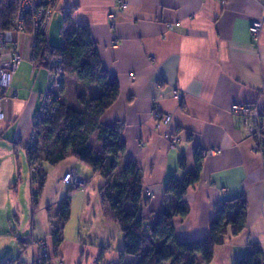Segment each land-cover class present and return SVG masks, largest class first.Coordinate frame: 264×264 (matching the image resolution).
<instances>
[{
  "label": "crops",
  "instance_id": "crops-1",
  "mask_svg": "<svg viewBox=\"0 0 264 264\" xmlns=\"http://www.w3.org/2000/svg\"><path fill=\"white\" fill-rule=\"evenodd\" d=\"M126 3L110 21L113 0H59L49 28L60 32L66 17L87 26L102 68L116 81V98L100 120L120 125L125 150L117 171L130 160L139 166L146 201L142 214L155 220L168 178H180L193 169L196 149L218 148V153L203 157L200 179L184 196L187 216L172 219L175 235L193 240L208 234L217 206L244 194L243 230L237 235L228 232L208 264H240L244 256L241 264H258L246 253L250 244H257L264 256V173L229 107L245 103L264 109V23L257 39L249 31L251 20L264 11V0ZM176 22L172 28L166 26ZM2 32L0 54L19 51L24 59L11 76L9 91L0 92V262L20 256L25 264H41L40 250L29 247L21 252L13 237L18 233L47 241L49 259L43 264H118L123 235L101 200L104 179L91 167L72 157L53 166L43 163L46 178L33 204L25 140L39 108L46 71L28 58V33L13 28ZM75 84V77L67 75L63 95ZM173 88L181 92L180 101L173 98ZM154 103L161 115H171L168 125L154 114ZM175 132L179 141L172 147L169 135ZM91 139L97 142L96 133ZM70 168L88 183L70 192V218L55 255L49 234L57 205L69 192L61 179ZM194 259L201 264L198 254Z\"/></svg>",
  "mask_w": 264,
  "mask_h": 264
},
{
  "label": "trees",
  "instance_id": "trees-1",
  "mask_svg": "<svg viewBox=\"0 0 264 264\" xmlns=\"http://www.w3.org/2000/svg\"><path fill=\"white\" fill-rule=\"evenodd\" d=\"M16 8V0L0 1V30L13 28ZM61 30V42L57 46H51L48 38L39 36L32 59L34 65L45 67L50 48L51 54L61 59L65 75H73L76 79L69 94L63 95L65 76L58 90V109L54 118L37 124L41 142L39 150L31 154L25 146L29 165L37 162L39 166V191L46 178L43 163L53 166L72 157L91 167L104 179L100 188L101 200L110 207L123 235L118 264H199L194 259L196 254L200 256L201 264H208L214 249L224 243L228 232L237 235L243 230L246 220L244 194L224 200L217 206L214 226L208 234L193 240H178L172 219L176 216L185 218L188 214L184 196L199 181L202 169V150L196 149L193 169L185 170L180 178L171 176L166 181L158 217L155 220L144 218L142 210L146 201L143 198L141 169L130 160L117 171L125 143L118 124L108 126L100 120L116 98V81L102 68L87 26L78 25L66 17ZM25 31H30L29 25H26ZM94 133L95 143L91 139ZM71 191L58 203L54 215L56 221L52 223L49 234L55 255L62 242L63 227L70 218ZM38 196L39 193L34 194V204ZM248 253L254 255L255 263L261 264L264 256L260 255L261 249L257 244H250ZM46 259L41 257V264ZM98 259L101 260V256ZM244 261L245 256L239 263ZM0 264L25 263L17 256L5 257Z\"/></svg>",
  "mask_w": 264,
  "mask_h": 264
},
{
  "label": "built area",
  "instance_id": "built-area-1",
  "mask_svg": "<svg viewBox=\"0 0 264 264\" xmlns=\"http://www.w3.org/2000/svg\"><path fill=\"white\" fill-rule=\"evenodd\" d=\"M224 3V0H220ZM17 8L16 15L13 20V29L17 32L28 33L29 56L31 60L34 57V50L37 45L38 37L47 38L50 22L56 10L58 9L59 0H16ZM114 7L108 13V19L113 21L116 16L123 12L127 3L126 0H113ZM264 23V11L258 19L251 20L249 31L254 39H257L262 25ZM176 23H167L168 28H172ZM26 25L30 26V31L26 32ZM62 31V30H61ZM4 45V34L0 33V46ZM47 55V63L45 66L46 82L45 88L41 94L39 108L35 114L32 131L29 142L26 144L31 154L36 153L38 149V141L40 139L37 124L41 121L54 118L58 109V90L62 86L65 78V72L62 68L61 59L51 54L49 48ZM24 59V56L19 52L0 54V92L6 94L10 89V80L13 73L16 71L19 63ZM172 96L175 100L180 101L182 94L176 88L172 89ZM159 105L154 103L153 112L157 117H160L163 124L168 125L171 121L169 113L160 114ZM229 112L235 120L238 132L243 133L251 140L252 151L261 159V167L264 173V109L255 104L233 103L229 107ZM2 117L0 107V118ZM120 129V125H118ZM167 136V134H164ZM170 136V146H176L179 141L178 134L175 132ZM220 150L216 147L202 150V156H210L218 153ZM38 164L30 163V172L33 179V194H37L39 190ZM62 182L68 187H82L87 182V178L77 172L75 168H70L62 177ZM19 241H30L27 236H17ZM41 248V257H48V252L45 250L46 243L43 240L39 241ZM31 248L34 243H30ZM261 264H264V258Z\"/></svg>",
  "mask_w": 264,
  "mask_h": 264
},
{
  "label": "rangeland",
  "instance_id": "rangeland-1",
  "mask_svg": "<svg viewBox=\"0 0 264 264\" xmlns=\"http://www.w3.org/2000/svg\"><path fill=\"white\" fill-rule=\"evenodd\" d=\"M49 28H50V26H49ZM47 38L49 39L51 45L57 46L61 42V33L60 32L54 33V32H52L51 29H49L48 30V34H47ZM56 42H57V44H54ZM66 77H67V75H66ZM87 91L90 92V93H92V91L90 89H87ZM34 119H35V116H34ZM32 127H33V123H32V126L29 129V132H28V135H27V139L25 140V143H28L29 142L30 134H31V131H32ZM40 145H41V142H40V139H39V141H38V149L37 150H39ZM203 157H206V156H203ZM31 163H34V162H31ZM35 163L37 164V162H35ZM38 168H39V166H38ZM29 174H30V192H31V198H32V201H33L34 194H33L32 189H33L34 183H33L32 175H31V172H30V165H29ZM87 183H88V179H87V182L85 183V185L82 186V187H71V186L70 187L67 186V187H68L69 190L72 189V191H73V190L83 189L86 186ZM39 190H38L37 194L40 193ZM33 204H34V202H33ZM17 236H27V237H29L30 241H28V242L19 241V239L17 238ZM13 237H14V240L21 246V248H23V250H25L26 248L31 247L30 246V243L32 242V243H34V247L33 248H36V249L40 250V252H41V248L42 247H40V245H39V241L40 240H43L46 243V246H47V241L45 239H35L32 236H30V235H21V234L15 233ZM45 250L47 251V247H45ZM46 258H47L46 260H48L49 259V256L46 257Z\"/></svg>",
  "mask_w": 264,
  "mask_h": 264
}]
</instances>
